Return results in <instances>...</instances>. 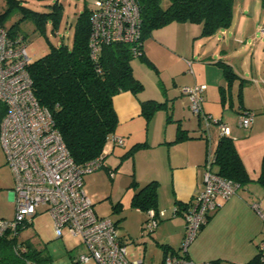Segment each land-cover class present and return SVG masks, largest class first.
<instances>
[{"label": "crops", "instance_id": "0c3cea01", "mask_svg": "<svg viewBox=\"0 0 264 264\" xmlns=\"http://www.w3.org/2000/svg\"><path fill=\"white\" fill-rule=\"evenodd\" d=\"M240 14L243 17L244 11ZM255 29L244 25L239 31L230 25L211 36H201V25L188 22H171L153 29L143 40V56L153 66L140 57L131 60L132 72L142 82L143 90L136 96L126 90L112 97L118 120L113 135L119 136L122 143H106L100 176L109 178L113 186L121 188H131L133 179L139 186L152 180L158 182L157 208L164 210L163 217L167 219L154 230L163 249L158 264L166 254L165 249L179 248L184 233L183 216L179 213V217L169 218L174 216L172 207L178 203L188 204L202 189L204 163L213 154L219 138L215 126L209 129L208 135L203 131L199 117L191 112L188 99L181 92L182 86L205 85L202 111L227 124L226 135L233 138L247 172L251 162L255 165L256 160L259 173L264 155V66L255 62V54L264 51L259 50L258 45L251 44L247 49L240 46V38H254ZM220 61L230 65L242 82V106L236 96L239 81L232 86L233 106L228 108L220 103L219 86L224 84ZM146 100L163 104L148 121L142 115L140 105ZM229 111L238 117L245 111H253L255 116L246 130L239 131L228 123ZM178 123L189 138L176 141ZM137 144L145 146L135 150L132 156L124 157ZM111 170L115 171L113 177ZM255 183L240 186V192L238 190L209 214L188 246L186 255L189 259L195 262L221 259L219 264L243 261L242 253L238 252L242 247L241 240L248 242L264 230V218L252 207V203L257 202L264 209V194ZM135 191L131 188L129 205ZM134 210L139 215L144 214L139 209ZM141 220L140 217L142 223Z\"/></svg>", "mask_w": 264, "mask_h": 264}, {"label": "built area", "instance_id": "2783aa9c", "mask_svg": "<svg viewBox=\"0 0 264 264\" xmlns=\"http://www.w3.org/2000/svg\"><path fill=\"white\" fill-rule=\"evenodd\" d=\"M90 11L89 47L93 58L100 47L109 42L140 45V7L136 0H93ZM138 53L140 51L135 49L134 54ZM30 62L24 38L11 37L6 28L0 26V100L6 106L0 120V143L13 175L14 202L13 218H0V236L12 235V251L18 264H37L29 256V246L15 239L18 229L31 223L38 212L37 207L41 206V211L50 215L57 238L63 234L79 238L86 252L78 257V261L93 259L96 264H144L142 260L127 258L124 238L116 223L97 215L83 190V176L101 168L105 150L84 165L73 161L51 112L39 104L32 91L28 72ZM188 65L190 67L189 61ZM204 89V84H196L182 86L181 92L187 97L191 112L199 117L203 131L208 135L209 129L215 126L219 137L224 136L227 124L202 111ZM254 116L253 111L241 113L238 126L249 127ZM108 141L122 143V139L113 134ZM213 156L214 152L206 158L203 187L194 200L186 204L185 209L172 207V215L180 213L183 216L184 233L179 248L167 252L161 264H213L210 261L195 262L186 255L208 214L238 190L236 183L216 173ZM110 175L113 177L115 171L111 170ZM252 207L264 218L257 202L252 203ZM144 214L142 229L151 235L164 210L150 208ZM257 247L260 258L264 259V239Z\"/></svg>", "mask_w": 264, "mask_h": 264}, {"label": "trees", "instance_id": "16d2710c", "mask_svg": "<svg viewBox=\"0 0 264 264\" xmlns=\"http://www.w3.org/2000/svg\"><path fill=\"white\" fill-rule=\"evenodd\" d=\"M136 1L140 7V45L109 42L103 44L93 58L89 47L91 11L90 7L84 4L75 18L70 45L63 41L57 44L50 42L48 52L28 65L32 91L39 104L51 112L55 127L76 164L84 165L100 156L108 137L114 133L118 120L112 105V97L126 90L136 96L143 90L142 82L132 72L131 60L140 57L153 66L143 56V40L153 29L171 22H188L201 25V36H211L218 30L228 28L233 19L234 0H168L169 4L165 8L161 6L160 0ZM4 2L5 10L0 12L2 27L4 20L14 13L19 14V20L30 19L38 33L45 32L48 22L52 31L57 30L60 25L62 6L58 2L50 5V10L46 12L27 8L19 0ZM260 5L264 7V0H260ZM17 24L15 21L7 29L9 36L25 38L16 30ZM135 49L140 53L134 54ZM218 64L224 74V84L219 86L220 103L228 108L233 106L232 86L235 81H239L236 96L241 105L242 82L239 76L230 65L222 61ZM140 105L142 115L147 121L163 106L155 100L141 101ZM5 112L6 106L0 100V120ZM186 138H189L187 131L178 123L176 141ZM143 146L145 144L133 146L124 157L132 156L135 150ZM212 164L220 177L236 183L238 188L252 180L231 136L224 135L218 138ZM256 181L264 186V155L261 157ZM129 186L136 189L130 199L131 207L144 213L150 208L158 210L157 181L152 180L139 186L133 179ZM117 206H121L120 202L114 207ZM177 207L185 209L186 204L178 203ZM209 216L208 214L206 221ZM12 243L11 234L5 233L0 236V264H18L19 260L12 251ZM27 245L31 250L29 256L35 259L37 264H51V258L46 252ZM169 251L176 250L165 249V253ZM210 262L219 264L220 260ZM243 264H264V259L260 258L257 251Z\"/></svg>", "mask_w": 264, "mask_h": 264}, {"label": "rangeland", "instance_id": "374dc122", "mask_svg": "<svg viewBox=\"0 0 264 264\" xmlns=\"http://www.w3.org/2000/svg\"><path fill=\"white\" fill-rule=\"evenodd\" d=\"M20 3L32 10L38 12H46L50 10V5L58 2L62 6V17L57 30L52 31L51 24L48 22L45 26L44 33H38L30 19H20L19 14L14 13L12 16L4 20V28L17 21L16 30L22 34L24 43L26 44V52L31 61L38 59L46 54L49 50L50 42L53 44L64 43L70 45L73 31V24L77 14L82 10L84 4L88 7L92 5L93 0H19ZM163 8L169 4L168 0H160ZM5 10L4 0H0V12ZM233 19L231 27H237L240 31L245 25L246 27L254 26V38L246 36L240 38L242 41L240 46L249 48L252 45H258L259 50L264 51V7H261L260 0H234ZM244 11L243 17L240 12ZM247 42V45L245 44ZM249 42V43H248ZM136 59V57H134ZM264 66V53L256 52L255 62ZM231 118L228 123L233 128L242 131L244 127L238 126V115L229 111ZM190 118H193V114ZM193 120V119H192ZM251 162L249 168V176L256 182V186L264 194V186L260 185L256 178L257 162ZM253 168L255 170H253ZM103 167L92 173L83 176V190L93 203L97 215L108 217L116 223L120 235L124 238L126 246V255L130 261L142 260L144 264H158L163 256L162 242L156 238L154 231L151 235L146 234L142 229L145 215L140 214L129 205V197L131 188L125 186H113L111 180L103 178L100 173ZM249 182V183H250ZM13 175L9 165L6 163V155L0 143V218L10 220L13 218L14 202H13ZM240 192V188L238 189ZM237 190V192H238ZM118 202L121 206L114 207ZM260 210L262 208H259ZM38 212L33 216L32 222L21 228L16 236L17 242H25L31 248L38 249L49 254L51 264H96L93 259L87 261H78V257L85 253L86 250L81 244L78 237H72L69 234H63L61 238H57L54 234L53 224L50 215L46 211H42V207H37ZM264 213V209L261 210ZM171 215V214H170ZM179 217L178 214L170 217ZM142 218V223L139 221ZM163 220V221H160ZM158 224H162L167 219L161 217ZM184 220V219H183ZM241 236V235H240ZM177 241V236H174ZM264 239V230L258 236L249 239L248 242L241 240V246L238 252L242 253L243 261L246 262L257 253L258 243ZM250 248L249 251L246 250ZM221 260V259H215ZM232 261V260H231ZM234 262L243 264L244 262Z\"/></svg>", "mask_w": 264, "mask_h": 264}]
</instances>
